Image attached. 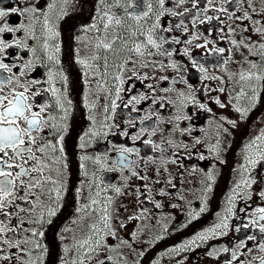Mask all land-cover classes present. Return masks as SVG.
Masks as SVG:
<instances>
[{"label": "snow or ice", "instance_id": "obj_1", "mask_svg": "<svg viewBox=\"0 0 264 264\" xmlns=\"http://www.w3.org/2000/svg\"><path fill=\"white\" fill-rule=\"evenodd\" d=\"M174 2L179 6L183 5L185 0ZM67 3L68 0H52L47 3L45 11L43 6H37L32 0H15L12 7L6 6L4 0H0V20L5 21L0 24V264H43L42 253L47 252V248L41 242L44 236L42 228L45 224L53 223L63 207L62 194L69 190L64 179L65 175H70L67 172L69 160L65 139L73 127L77 74L80 80L89 86L88 104L85 107L93 114L88 117L92 126L79 136L78 143L82 153L78 159L83 162L79 167L88 178L87 187L74 190L84 197V202L76 209L79 215L72 221L81 229L83 237L77 238L74 234L71 246L64 247L63 251L74 253V258L69 261L68 256H65L63 264H127L121 249L127 246L134 252L130 240H120L118 244L109 243V240L117 239L119 229L126 227L120 218L122 206L116 205L117 198L134 194L136 200L143 204L141 197L147 192L148 196L145 198L150 200L156 209L164 207L162 200L152 197L151 189L145 182L151 179L160 184L159 177L167 172V164L176 163L173 157L178 158V154L168 156V146L187 148L186 144H178L175 139L164 136L165 129H158L155 122L148 128L140 129L132 139H139L147 133L149 138L145 139L144 143L150 146L151 150L161 153L155 158L160 161V165L154 170L156 177L131 171L130 176H135L142 182L140 187L126 191L129 188L127 183L121 186L112 185L111 194H107L108 188H100L93 179L96 173H89L87 165L91 162L98 170L112 169L115 165H110L106 156L102 158L98 155H88L87 148L95 138L106 136L114 126L110 121L112 114L120 106L117 101L123 99L122 94L127 95L123 103L124 107H130V111H137L135 106L142 101H150L148 106L152 111L144 117L134 119H140L143 123L155 116L161 123L169 126L167 131H178L182 135L191 131L189 128H179L176 123L191 119L183 113L186 102L190 100L191 103L198 104L200 109L212 111L206 104L199 103L194 96L190 99V94L186 95L184 91L172 86L183 83L191 89L187 80L179 76L170 78L162 74L149 75L143 71L148 68L153 73H163L167 69L175 72L180 70L179 62L171 59L176 51L172 46L191 44L192 40L198 37L193 35L191 40L182 42L178 37L158 33H171L174 30L171 25L161 26L160 19L165 13L183 16L184 12L177 13L166 9V0H94V10L96 3L100 7L93 21L82 27V36L73 38L84 45V54L81 55V50L72 48L62 60L60 32L56 21L67 15L63 8L58 9V4ZM199 3L200 0H193L195 18L192 23L195 25L197 20L200 24L211 23L217 35L212 40L205 38L202 44L195 46L208 49L211 43L213 47L210 52L218 57L215 61L216 67L224 75H210L208 68L197 64L196 60H192V66L205 74V80L221 81V86L213 89L214 91L230 95L237 101L245 98L250 105H256L259 93L264 92V0H203L206 6L198 7ZM209 11L211 15H208ZM13 14L23 16L24 21L15 26L9 24L5 18ZM213 21L216 23H212ZM183 24L184 21L180 20L174 27L181 29ZM238 29L239 39L233 38L238 34ZM182 31L187 32V27H183ZM15 33L21 35H13L11 40L5 36ZM253 35L258 39L253 40ZM226 38L227 43L237 50L247 49L254 59L245 57L239 69L228 71L225 65L231 60L232 49L218 46ZM29 41L33 43L30 44ZM165 44L169 47H164ZM11 48H23L30 55L27 60L21 58L19 64L5 63L3 53ZM182 54L190 55L188 48L185 47ZM157 57L167 58V63L156 59ZM244 64H247L246 68ZM38 68L46 69V72L30 77V73L36 72ZM170 79L171 83H166ZM137 81L141 87L147 88L146 92L137 91L133 94ZM144 81L156 83L145 85ZM162 83H165V86L160 87ZM158 88L161 95L157 97ZM229 88L233 91L229 92ZM170 92L175 94V99L167 95ZM101 96L104 98L103 104H100ZM211 99L220 108L227 106L219 96ZM98 105L101 109L99 121L94 114ZM166 106L175 108L179 114L161 119V111ZM236 111L242 115L247 114L246 108L237 107ZM229 123L235 125V121ZM157 132L160 133L158 142L151 139ZM122 134L128 133L122 131ZM195 143H200V140L196 139ZM218 147V144H214L210 150L216 151ZM246 147L256 149L253 157L246 158L249 165L256 166L264 161V132ZM118 150L121 154V166L130 168L131 163L125 154L135 151L139 155V150L123 146ZM200 158L204 159L203 155ZM147 159L155 162L152 157ZM195 171L193 168V172ZM213 181L212 172L204 173L201 183L205 192L211 191ZM83 183L81 181V184ZM241 183L248 186L250 181L242 180ZM164 184L170 185L176 192H167L162 185L156 195L168 198L169 206L177 207L170 202L172 197L179 194L177 184L167 177ZM239 188L240 184L237 185V189ZM233 192L229 197L228 207L225 208L226 214L221 217L219 223L198 233L173 251L191 250L193 246H200L198 241L206 242L227 235L229 217L234 214L233 201L239 194L236 190ZM258 196L264 200V192L258 193ZM180 198L183 199V196L180 195ZM200 211L203 212L204 209L201 208ZM148 212L147 207L142 208L136 215L128 217V220H145L148 218ZM84 221L88 223L85 225ZM242 227L256 228L257 235L246 234L231 248L221 246L217 249L213 245L207 255L213 257L217 252L227 253L226 264H264V235H261L264 234V206L256 207L250 222ZM66 230L75 233V229ZM235 231L240 232L241 229L236 228ZM136 236V232L131 233L132 240H135Z\"/></svg>", "mask_w": 264, "mask_h": 264}, {"label": "flooded vegetation", "instance_id": "obj_2", "mask_svg": "<svg viewBox=\"0 0 264 264\" xmlns=\"http://www.w3.org/2000/svg\"><path fill=\"white\" fill-rule=\"evenodd\" d=\"M51 2L52 0H32V3L37 6H43L45 11L47 10V3ZM4 4L12 7L15 4V0H4ZM93 4L94 0H68L66 5L58 4V9L63 8L67 13L66 16L56 21L58 31L60 32L59 43L62 60L66 53H70L72 48L81 50L80 54H84V45L73 38L82 36V27L93 21L96 11L100 7L96 3L94 10ZM192 4L193 0H185L183 5L177 6L174 0H166L164 5L166 9H171L177 13L184 12V15L172 16L165 13L160 19L161 26L168 27L171 25L174 30L171 33L160 32L158 34L175 36L182 42L191 40L193 35L198 37V39L192 40L191 44L181 43L172 46L176 51L171 59L179 62L180 70L175 72L172 69H167L163 73H153L148 68L143 71L149 75L162 74L170 78L179 76L187 80L188 84L191 85V89L183 83L172 86L184 91L186 95L190 94V99L191 96H194L199 103L206 104L212 111L202 110L198 104L191 103L190 100L186 102L183 113L190 116L191 119L177 121L176 123L179 125V128H189L191 131L182 135L178 131H167L169 126L161 123L155 116L151 120H145L143 123L140 122V119H134L144 117L152 111L148 106L150 101H142L139 105L135 106L137 111H130V107H124L123 103L127 99V95L122 94L123 99L117 101L120 106L112 114V120L110 121L114 126L106 136L95 138L87 148L88 155H98L102 158L106 156L108 163L115 165L112 169L105 168L99 170L91 162H88L87 165L89 173H96L95 177H93L95 182L99 184L101 189L107 187V194H111L110 186L112 185L121 186L127 183L129 188L126 191L141 186L142 182L137 177L130 176L131 171L141 172L142 175L152 178L156 177L154 170L160 165V161L155 158L160 156L161 153L151 150L150 146L144 143V140L149 138L147 133L139 139H132L133 136L140 132V129L148 128L155 122V126L158 129H165L164 136L175 139L178 144L187 145V148L168 146V156L172 157L173 153L178 154V158L173 157L176 159V163L167 164V172H164L159 177L160 184L154 183L151 179L145 182L151 189L152 197L156 200H162L164 207L156 209L150 200L145 198L148 196L147 192H145V196L141 197V200L144 201L143 204L136 200L134 194L117 198L116 205L122 206L120 218L126 224V227L119 229L117 239L115 241L109 240V243L114 242L118 244L120 240H130L131 248L135 249V251H130L125 246L127 264H226L227 253L217 252L213 257L207 255L213 245L217 249L221 246L231 248L246 234L257 235L256 228L244 229L242 226L250 222L252 212L256 207L264 206V200H261L258 196V193L264 192V161H261L256 166H252L247 163L246 159L247 157H253L256 152L255 148L248 149L246 146L264 132V117H259L261 114L264 115V92L259 93L258 102L254 106L250 105L249 101L245 98L237 101L232 99L230 95L214 91L213 89L221 86V81L205 80V74L192 66V60H196L197 64H203L208 68L210 75H224L215 64L218 57L210 52L213 45L210 43L208 49L197 48L195 46L198 43L202 44L205 38L209 40L214 39L217 32L212 28L211 23L205 22L204 24H200L198 20L195 25L192 23L195 18L193 16L194 10L192 9ZM23 6L26 7L27 4H23ZM200 6H206L203 4V0H200L198 7ZM186 9L189 11H185ZM211 14V11H209L208 15ZM5 19L9 24L15 26L23 22L25 18L13 14ZM180 20H183L184 24L181 26V29H175V24L179 23ZM4 22L0 20V24ZM212 23L216 22L213 21ZM233 26L235 27V25ZM183 27H187L188 31H182ZM209 29H211V32H209ZM237 33L233 38L239 39V29ZM243 34L248 35V33ZM13 35L19 37L21 33L5 34L9 40L12 39ZM252 38L253 40L258 39L256 35H253ZM29 43L33 42L29 41ZM218 46H226L232 49L231 60L225 65L230 72L239 69L241 61L245 57L254 59V57L249 55L247 49L241 48L237 50L227 43V38ZM164 47L167 48L169 45L165 44ZM185 47L188 48L190 55L186 56L182 54ZM28 55L30 54L23 48L19 50L11 48L3 53V59L5 63L13 62L19 64L20 59L24 58L27 60ZM225 56H227V53H225ZM156 59L164 60L167 63V58L165 57H157ZM244 67L246 68L247 64H244ZM77 69H79L78 65ZM42 72H46V69L38 68L36 72L30 73V77H35ZM76 78V96L73 101V127L65 139V150L69 160L67 172L70 175H65L64 179L69 190L62 194L61 203L63 207L60 209L57 217L54 218L53 223L51 225L45 224L42 228L44 236L41 238V242L47 248V252L42 253L43 264H63L65 256H68L69 261H71L74 258V253H65L63 249L65 246H71L74 234L77 238L83 237L81 229L74 225L72 221L77 219L79 214L76 209L84 202V197L74 190L87 187L88 178L85 177L83 169L79 167L83 162L78 159V156L82 154L78 148V143L79 136L83 135L92 126V122L89 121L88 117L93 113L85 107L88 104L89 86L80 80L78 74ZM147 83L155 84L156 82L144 81L145 85ZM166 83L170 84L171 79ZM163 86H165V83L160 85V87ZM137 91L146 92L147 88L141 87L140 82L137 81L133 94ZM228 91L232 92L233 89L229 88ZM160 95L161 93L158 88L156 96ZM167 95L175 99L174 93L170 92ZM216 96H219L220 100L227 105L225 108H220L211 99V97ZM37 99L39 100L40 98L38 97ZM103 103L104 98L101 96L100 104ZM237 107L246 108L247 114L242 115L241 112H237ZM100 112L101 109L98 105L94 113L97 121L101 118ZM174 114L179 113L176 112L175 108L166 106L160 115L161 119H164L172 117ZM229 121H235V125L229 123ZM122 131L128 134L123 135ZM149 131H151L150 128ZM159 135L160 133L157 132V135L152 136L151 139L157 141ZM196 139H199L200 143H195ZM214 144L219 145L218 150L211 151L210 149ZM121 146L139 150V155L135 151L131 154H125L131 163L130 168L121 166V154L118 150ZM161 147H165V145H161ZM201 155H203L204 159L200 158ZM148 157H152L155 162L147 159ZM193 168L196 169L195 172H193ZM207 172L214 174V181L211 183L210 192H205L204 185L201 183L204 179V173ZM166 177L172 179L173 183L177 184V189H179V194L172 197L170 201L171 204L177 205L175 208L169 206L168 198L156 195L157 190L162 185L165 191L176 192V189H172L170 185L164 184ZM126 178L128 179L126 180ZM242 180L250 181L249 185L245 186L242 184ZM81 181L84 183L81 184ZM238 184H240L239 189H237ZM233 190H236L239 194L236 195L233 201L235 205L233 208L234 214L229 217L227 235L219 236L206 242L198 241L200 246H193L191 250L173 251L174 248H179L181 245L186 244L188 240L195 237L198 233L220 222L221 217L226 214L225 208L228 207L229 197L234 194ZM180 195L183 196V199L180 198ZM145 207L149 209V212L146 214L147 219L139 222L128 220V217L136 215L138 210ZM201 208L204 209L203 212L200 211ZM84 223L86 225L88 221H84ZM236 228H240L241 231L236 232ZM66 229H75V233ZM132 232L137 233L135 240L131 238ZM259 238L258 235L257 239L259 240ZM252 243L249 242V244ZM140 253H143V255L141 256ZM247 258L246 256L245 259Z\"/></svg>", "mask_w": 264, "mask_h": 264}, {"label": "rangeland", "instance_id": "obj_3", "mask_svg": "<svg viewBox=\"0 0 264 264\" xmlns=\"http://www.w3.org/2000/svg\"><path fill=\"white\" fill-rule=\"evenodd\" d=\"M259 117H264V115L263 114H261V115H259ZM122 252H123V255L126 257V260H127V256L125 255V251H124V249L123 250H121Z\"/></svg>", "mask_w": 264, "mask_h": 264}]
</instances>
